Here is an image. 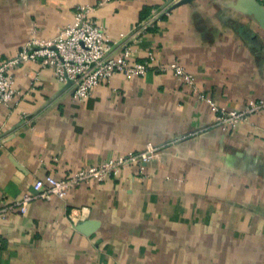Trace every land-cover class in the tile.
I'll use <instances>...</instances> for the list:
<instances>
[{"label":"crops","instance_id":"0c3cea01","mask_svg":"<svg viewBox=\"0 0 264 264\" xmlns=\"http://www.w3.org/2000/svg\"><path fill=\"white\" fill-rule=\"evenodd\" d=\"M82 5L113 41L161 10L131 42L134 60H155L86 99L51 68L12 70L18 94L0 107V264H264V112L224 130L199 99L240 111L264 98V0H0V62L33 36L54 37ZM172 62L194 87L157 71ZM149 143L158 155L142 173L124 169L25 212L14 205L37 193V180ZM83 221L98 225L86 234Z\"/></svg>","mask_w":264,"mask_h":264},{"label":"built area","instance_id":"2783aa9c","mask_svg":"<svg viewBox=\"0 0 264 264\" xmlns=\"http://www.w3.org/2000/svg\"><path fill=\"white\" fill-rule=\"evenodd\" d=\"M94 10L91 6H79L73 21L63 26L54 37L44 39L33 36L17 55L0 62V107L8 106L18 94L11 72L24 63H35L41 68L53 69L56 78L61 83L70 84L72 95L79 99L89 97L96 87L109 82L117 73H123L133 79L143 76L149 70L155 60L154 54L149 53L143 61L134 60L131 42L153 27L163 12L154 9L137 25L132 34L123 33L118 40L113 41L95 21ZM157 71L172 72L185 84L193 87L196 84L193 75L178 62L160 65ZM199 99L209 105L224 130L236 128L251 115L264 112V98L249 101L240 111L228 110L203 93L199 94ZM157 155L158 148L149 143L143 151L120 155L98 166L80 169L63 179L47 176L44 180L35 182V195H25L15 201L14 205L21 212H25L27 204L32 200H49L52 197L64 199L73 187L91 181L102 182L110 176L118 175L124 169L135 167L142 173ZM7 210L1 209L0 212L6 213ZM86 210L87 208L78 209L76 215H72L73 221L76 223L84 217Z\"/></svg>","mask_w":264,"mask_h":264},{"label":"water","instance_id":"95a60500","mask_svg":"<svg viewBox=\"0 0 264 264\" xmlns=\"http://www.w3.org/2000/svg\"><path fill=\"white\" fill-rule=\"evenodd\" d=\"M97 225L98 223L94 221H83L76 225V229L87 234L91 230H93Z\"/></svg>","mask_w":264,"mask_h":264},{"label":"trees","instance_id":"16d2710c","mask_svg":"<svg viewBox=\"0 0 264 264\" xmlns=\"http://www.w3.org/2000/svg\"><path fill=\"white\" fill-rule=\"evenodd\" d=\"M150 11H151V9H149V10L143 15L142 19L147 18V17L150 15V13H151Z\"/></svg>","mask_w":264,"mask_h":264}]
</instances>
